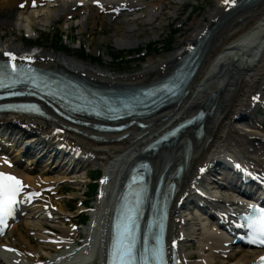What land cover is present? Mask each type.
Segmentation results:
<instances>
[{"label":"bare ground","instance_id":"obj_1","mask_svg":"<svg viewBox=\"0 0 264 264\" xmlns=\"http://www.w3.org/2000/svg\"><path fill=\"white\" fill-rule=\"evenodd\" d=\"M30 1L33 0H0V10L2 12L8 8L15 9L18 8L17 6L20 4L28 6ZM45 1L46 0H35L34 8L36 12L32 10H27L26 12H30L32 16L42 13V18L39 20H42L44 24L48 26L51 25L55 19H58L59 16H74L72 7H75L74 5L77 2L84 5V7L79 10L87 12L86 19L83 23L84 25H86L87 20L99 14L98 9L93 6L94 3L105 2L103 4V12L106 14L105 19L107 21L113 19L120 8L125 7L127 11H121V13L126 14L131 11L134 12L135 9H137L139 11L135 13L136 15H134V17L135 19L143 18V22H150L156 16V12L162 4H148L144 0H55L48 3ZM233 2L234 0H230V3ZM232 5L233 4H230L227 7ZM225 7L223 0H216L213 11L208 15V18L206 17V23L199 25L196 34L191 36L188 40L189 43L196 42L200 40L203 31H212L209 38L201 47V53L196 59V64H199V67L186 88L188 94L178 98L171 107L160 110L149 120H140L141 122L149 124L150 126H148V128L141 131L130 129L128 138L119 143L113 142L120 136L118 134H100L99 136L107 143H102L104 141L101 143L95 142L91 140L89 136L96 135L97 133L87 128H78L80 133L77 135H63L65 141L83 151L84 157L88 158L87 160L91 166L99 165L107 170L106 177L109 179H107L106 184H103L106 188H114L120 178L118 177V173L115 174L108 171V166L115 168L118 161L121 163V167H129V162L134 157L137 158L140 156L144 147V141L149 140V137L153 135L154 132L161 130L169 123L178 121L184 115L193 114L198 109L204 108L206 101L211 95H215V97L209 101V109L213 107L214 111L209 115L206 123L204 122L203 137L196 139L195 133L192 130L186 131L172 143V145L162 148L151 158L155 164L154 174L157 172L160 174L166 170V175L169 176L177 165L183 163L185 158L184 152L187 146L190 148L191 158L186 165L187 169L183 177L175 181L179 188V192L177 193L178 198L184 195L188 187L198 182L196 177L199 167L203 166L205 163L207 165L213 162L225 163L224 156L231 155L239 160H246L245 163L247 165L264 173V133L256 127L254 119L248 116L259 104L254 101L253 108L252 98L259 96V99H261L260 95H264V0H244L240 7H238L239 9H231L223 14L225 12ZM111 9H115V11L110 13ZM28 15L24 17L21 12L16 15L20 19L23 17L26 19V30H29V27L32 25L31 20H33ZM37 17H39V15H37ZM126 17H128V15H124L123 18ZM15 25L16 24L11 26ZM137 26L138 24L129 25L127 26V30L133 31V27ZM136 40V36L128 38L117 37L115 39V46L120 49H127L136 42ZM252 42L253 44L255 42L258 43L256 46H251ZM5 43L3 37L0 36V58L3 53H10L13 51L16 53L23 52L21 49H24V47L20 45H6ZM187 43L180 51H177L171 56L159 58L155 66L147 68L142 72L120 76L107 74L102 70H95L88 65L86 66L72 59H66L54 54H44V52H40L38 56L32 58H37V62L40 66L60 68L70 74H76L79 77L83 76L94 84H101L109 87H138L149 85L150 83L166 77L171 70L175 68L177 60L186 52L185 46ZM5 50L8 51L1 52ZM242 116L248 118L249 126H239L241 125L240 123H245ZM236 117L237 119H241L237 120ZM17 118L19 117H8L9 122L12 120L15 121ZM55 122H61V120L51 116V119L46 121L24 120L22 123L33 125V128L31 127L30 130L39 133L37 138L32 137L30 140L34 141L40 139L42 134L50 133L53 128L56 127ZM30 141L25 139L23 144H27L28 149H35L37 153H41L42 150L38 149V147L33 145ZM13 142L14 139L10 141V143ZM45 153L46 151H43V154ZM16 156L17 154L15 153L14 157L17 158ZM4 163V161L0 160V165ZM68 163L71 164L72 160H69ZM3 168L7 170V172L18 175L28 185H35L38 182L37 179L32 178L29 173L22 171L18 166H12L11 169H6V167ZM69 168L70 167L67 166L66 170ZM76 173L75 169L70 170V174L75 175ZM61 177L65 179V171ZM65 181H67V179H65ZM84 182L87 181L85 180ZM212 188L218 190L217 195L223 198L225 204L231 203V197L228 193H224L226 188L223 185L216 183ZM108 189L104 190L105 196L101 202H97L95 209H90V214L94 215V219L91 223L98 224L106 222V224H108L109 221L106 216V211H104L105 204L108 202V193L111 191V188L109 191ZM113 197H115V195ZM113 200L114 202L116 201V199ZM178 201L179 200H177L173 206L174 218L169 223V229L175 227L177 224L178 218L176 214L178 210L176 207ZM62 207L63 205H60L56 213L59 218V223L63 222L64 219L73 217L72 214L64 212ZM26 214H28L29 217H26L27 221L23 222L25 229L20 230L18 233H14L12 231L14 229H12L4 235L2 240L4 243L1 244L14 249L18 248L20 251L32 254L34 259L28 258L32 263L40 260L38 259V250H42L44 253L43 255L49 258L48 261L45 262H49L52 258L58 257L59 254L51 257L49 252L51 246H38L36 249L29 246L30 241L24 237V232H31L34 241L39 244L42 238L40 234L43 231L41 228V222H43V220L39 217L37 209H33ZM74 214L79 217V211ZM97 215L100 216L98 219H96ZM35 216L36 218L34 219ZM62 226L63 225L59 224V226L55 227L61 233L62 237L67 240L74 239L77 232H74L73 236H71L69 228ZM105 226L104 224H100V229H104ZM95 232L92 235V242L95 248L100 251L102 236H97ZM175 232L176 231L170 233L171 238L172 234L176 236ZM218 238L219 236L213 235L211 231L206 232L205 237L198 241V245L201 249H210V252L207 256L199 258L205 259L209 264H217L214 261L215 256L212 253L211 247L214 246L213 251L218 250ZM224 241L225 240H222L220 243ZM102 243L104 246L101 244V250L105 256L107 239ZM63 247L64 245H62L61 248ZM53 248L56 249V247ZM98 255L99 252L96 251L95 256L91 259H79L77 263L100 264ZM256 255L257 252L255 251L241 250L231 263L226 262L222 264H252L256 259ZM182 258L188 257L184 255ZM188 264L200 263L195 261L191 263L190 260Z\"/></svg>","mask_w":264,"mask_h":264},{"label":"rangeland","instance_id":"obj_2","mask_svg":"<svg viewBox=\"0 0 264 264\" xmlns=\"http://www.w3.org/2000/svg\"><path fill=\"white\" fill-rule=\"evenodd\" d=\"M145 1L149 4L162 3L159 10L156 12V16L150 22H143V18L136 20L134 15H136L135 13L137 12H135L126 18H118L115 20H110L109 22H107L103 18L104 16H95V19L93 17L90 18V20H87V25L83 27L76 26L75 22L70 23L67 21L66 23H64L65 18H62L59 22L54 21L51 25L48 26L44 24L42 20H39V18L36 17V14L35 16H32L30 12L25 11L21 12V14L24 17L28 14L31 15H28L33 19L31 20L32 25L30 26V29L38 30L40 32L38 36V42L39 44H41V46H43L42 50H44V54H54L66 59H72L77 63L86 66L88 65L92 69L102 70L107 74L109 73L111 75L120 76L142 72L147 68L155 66V64L158 63L159 58L171 56L177 51H180V49H182L188 42L189 38L196 34L198 26L206 23L208 15L213 11L216 4V0ZM16 12L17 11L14 8H8L2 12L0 10V36L3 37V41L6 42V45H20L25 48V40L21 41L22 38L20 35H22V30L28 31L25 28L26 19H24V17L21 19L18 18L16 15L20 12ZM79 12L80 11H78V13ZM86 13L87 12L84 11L83 15ZM79 14L82 15V12H80ZM14 24H17L16 28L15 26H11ZM134 24H138V26L133 27V31L127 30V26ZM54 31L55 33L61 32L63 35H67V37L73 38L74 44L72 45L71 53L59 52L57 51L56 47H53V49L49 48L50 50L46 49L49 39V33H52ZM131 36H136L137 38L136 42H134L135 44L133 43L134 46L133 44L130 46V49L132 51L139 48H141V50H144L148 45H155L154 49L150 51L149 47L147 48V51H143L140 55L131 56L130 58L128 57V54L131 55L134 52H121L123 59L121 61L113 60L112 57H115L116 54L120 53L117 51V49L120 48L115 46V39L117 37L128 38ZM77 40L82 41L86 45V47L89 48L91 55H95L98 53L101 56V61L98 60L99 64L89 61L90 59L88 58V56L87 59H77V50H75ZM64 44H67L66 40ZM256 123L257 125H259L257 121ZM28 165L29 164H25V166ZM41 174L46 179L58 181L57 186H64L65 184L63 183V181H60L61 176H63L62 170H53L43 173V171L39 168L31 172V175L33 177ZM79 176H83L82 173L76 174V177ZM88 178L90 179L89 185H93L96 176L94 177L93 174H90ZM85 185H88V183ZM70 186L75 189H68V194L63 196L62 203L64 204V207L68 208V210L76 213L79 210V208L76 207V201L78 198L84 197L83 192L86 188L84 185L75 187L72 181L70 183ZM67 197L73 198V201L67 202ZM93 203L94 199L91 204ZM24 220L25 218H23L19 222V224L16 225V233H18L20 230L25 229V225L22 224ZM79 232L83 234L85 232V229H80ZM29 239L31 241V244L35 246L36 244L32 242L31 238ZM190 246H192V248L188 249L187 252L194 255L196 259L195 261H197L201 256L198 245L194 244ZM220 261L222 260L220 259Z\"/></svg>","mask_w":264,"mask_h":264},{"label":"snow or ice","instance_id":"obj_3","mask_svg":"<svg viewBox=\"0 0 264 264\" xmlns=\"http://www.w3.org/2000/svg\"><path fill=\"white\" fill-rule=\"evenodd\" d=\"M225 4L230 3V0H223ZM33 6H35V0H33ZM23 7V5H21ZM9 57V64L0 65V83L3 81V77L10 70L12 73L17 71L16 65L11 63L17 59L10 53H5ZM23 59V58H21ZM24 185L22 182L13 175L0 172V221L5 216L11 215L13 206L17 203V196L20 195ZM253 213L251 216H246L247 227L251 233L252 243H257L264 246V210L251 208ZM133 256V244L125 243L116 249L114 256L110 259L109 264H134ZM261 264H264V257L261 258Z\"/></svg>","mask_w":264,"mask_h":264},{"label":"trees","instance_id":"obj_4","mask_svg":"<svg viewBox=\"0 0 264 264\" xmlns=\"http://www.w3.org/2000/svg\"><path fill=\"white\" fill-rule=\"evenodd\" d=\"M60 40H61V36H60V35L55 36V44H56V45H59V44H60ZM154 46H155V45H148L147 48L150 47V51H152V50L154 49ZM82 57H83V54H82ZM91 61L96 62L97 64H99L98 59H96L95 57L91 58ZM91 192H93V189H92Z\"/></svg>","mask_w":264,"mask_h":264}]
</instances>
